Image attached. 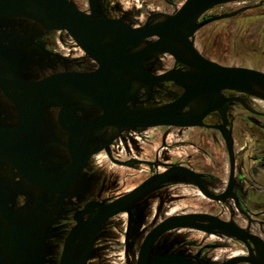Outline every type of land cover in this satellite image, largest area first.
<instances>
[{"label": "rangeland", "instance_id": "374dc122", "mask_svg": "<svg viewBox=\"0 0 264 264\" xmlns=\"http://www.w3.org/2000/svg\"><path fill=\"white\" fill-rule=\"evenodd\" d=\"M71 1L85 12L90 10L88 0ZM184 1L98 0L97 9L101 17H115L139 25L144 23L147 17L157 13L158 15L173 13ZM215 15L219 16L217 20L203 26L196 34V44L199 49L225 64L264 70V0L223 2L207 11L203 17ZM0 41L20 51L22 59L16 63L18 74L31 79L45 77L56 70H84L96 66L93 58L80 47L68 31L48 29L39 22L27 18L15 16L1 18ZM4 57H7L6 54ZM148 64L157 71L165 70L173 64V57L160 53L153 56ZM161 91L159 102L179 93L172 83L163 85ZM252 96L253 99L250 100L253 108L264 110V99ZM243 105L238 103L233 109L236 114L234 116L237 117L232 127L236 139L237 185L240 188L244 184L245 190L264 193V162H262L264 161V115L252 113ZM50 107L44 111L33 132L24 140V146L29 148L33 167L48 177L50 174L57 175L63 172L72 162L64 134L59 127L55 128L56 126L51 123V121L56 123V116L54 112L48 111ZM17 123V106L0 88V127L12 129ZM147 130L150 134L163 138L161 144L157 145L158 150L154 152L155 154L141 149L139 155L141 158L154 159L156 155L158 164H152L155 161L142 159L136 161L132 158L133 162L136 161L135 164H130L132 166L126 168L113 163L107 156L103 158L105 153L99 155L90 162V166L82 175V178H85L84 184L79 181L64 202H54L50 211L46 212V221L41 220L39 224L31 225L34 233L30 234L25 226L14 225L17 234L11 240L13 235L11 231L5 232L0 228V264H62L68 236L73 233L69 242L68 257V264H72L81 253L87 235L86 230L80 229H87L96 220V210L93 208L81 215L84 202L91 198L107 200L116 197L143 178L155 174L156 170H162L170 162L178 161L196 168L212 190H220L225 185L229 174V156L225 140L219 131L198 127L189 129L159 127ZM177 133H179L178 147L175 146ZM167 137L170 144L166 146L170 149L163 147L162 144ZM117 149L118 147L115 146L116 151ZM257 155L262 158H257ZM117 156L124 159L122 155ZM103 159L106 160V167L102 165ZM181 180L162 186L142 197L145 198L142 203H147L142 228H134L136 230L132 229L129 234L126 230V213H118L106 223L101 232L103 235L93 247L89 264H136L143 233L154 222L168 215L169 208L158 209L161 207V201L165 205L166 202L174 200L172 209H203L207 199L198 193V189L188 178ZM0 182L4 195L12 193L19 197L22 212L25 208L29 209L34 205L39 197L46 199L49 197L46 191L34 187L1 156ZM55 198L56 195L51 193V201ZM184 198L187 199L184 201ZM142 203L137 204L136 210L139 212L142 211L140 208L143 206ZM109 227V232L104 231ZM192 232L182 229L166 233L153 246L151 257L158 255L162 250L170 253L177 250L179 238L187 237ZM194 233L196 242L205 238L202 232L196 230ZM219 239V236H211L212 242ZM231 241L226 238L224 243L230 247ZM200 248V244L197 243L195 252L197 253ZM230 253L229 250L218 249L212 253L210 259L213 264H219L223 256Z\"/></svg>", "mask_w": 264, "mask_h": 264}, {"label": "water", "instance_id": "95a60500", "mask_svg": "<svg viewBox=\"0 0 264 264\" xmlns=\"http://www.w3.org/2000/svg\"><path fill=\"white\" fill-rule=\"evenodd\" d=\"M25 1L0 0V19L7 16L24 17L35 20L48 29L66 30L85 52L99 63V68L91 72L66 70L54 72L39 79H31L18 74L16 63L22 59L20 51L0 41V88L13 100L18 110V123L15 127L12 129L0 127L6 130L0 132V156L8 160L29 183L40 189L66 193L71 188L91 155L100 150L96 148L89 153L85 151L86 146L82 144L84 143L83 135L93 129L106 125L197 124L200 122L196 121L210 111L224 107L226 99L221 92L226 88L264 98L263 71L248 67H229L212 61L203 56L194 43L195 32L219 16L199 22L197 19L211 7L232 0H186L174 14H165L161 21L155 23L148 21L141 26H133L119 19L99 17L94 0H91V13H86L71 0H34L48 11L56 22V24H48L38 14L29 11ZM110 35L115 37L114 40L104 44L103 41ZM152 35H158L159 38L148 42L142 50L131 56L125 55L129 47H138L144 38ZM155 50L173 54L177 61L188 65L190 70L184 73H175L174 70H170L155 78L151 76L154 78L153 81L175 80L185 87V93L169 104L131 109L126 106V103L131 100L129 98L131 88L125 83L117 82L116 79L117 77L123 79L125 68L142 63V57L150 55ZM78 95L97 102L104 112L97 117L81 121L77 108L73 105V100L78 99ZM189 104H193L194 108L190 112H184L183 108ZM55 105L61 107L58 122L69 131L67 147L72 158L67 176L61 180H52L39 173L30 160L29 148L24 146L25 137L33 132L44 111ZM227 139L232 163L228 189L230 191L234 182L235 153L230 135H227ZM171 171L172 169L164 172L152 183L139 186L110 202L108 211L91 227L81 253L72 264H88L101 226L122 209L126 201L165 182ZM195 178L202 191L209 194L199 177ZM187 217L211 219L214 222L216 220V217L207 214L179 215L165 219L146 235L139 250L137 264H174L181 258L182 256L175 254L162 253L150 260V251L155 240L163 233L190 223L185 220ZM192 225L206 229L204 223ZM216 225H222L230 233L244 239L251 237L246 230L236 225L222 221L216 222ZM72 236L73 233L68 236L62 264H68L69 242ZM248 259L253 264H264V257Z\"/></svg>", "mask_w": 264, "mask_h": 264}, {"label": "flooded vegetation", "instance_id": "af4514ba", "mask_svg": "<svg viewBox=\"0 0 264 264\" xmlns=\"http://www.w3.org/2000/svg\"><path fill=\"white\" fill-rule=\"evenodd\" d=\"M97 1L98 0H94V4L96 8H97ZM88 2H89L90 10L86 12L91 13L92 11L91 10V0H88ZM220 4H217V5H220ZM217 5L211 7L207 11L211 10ZM176 11L170 14H174ZM207 11H205L197 19L198 22L202 21L203 19L216 17V15L203 17V15ZM164 17H165V14L158 15L157 13V15L147 17L146 21H144V23L142 24H139V25H133L131 23L130 24L133 26H141L147 23L148 21L151 23L161 21ZM18 18H21V17H18ZM111 18L119 19L115 17H111ZM119 20L126 21L124 19H119ZM215 20H217V18L208 22L207 24ZM198 30L195 32L194 43L197 49L199 50V52L206 58L212 61H216L222 65L229 66V67H248V68L257 69V70L264 72V70L254 68V67L225 64V63H222L208 56L206 53L201 51L196 44V34ZM158 38H159L158 35H152L150 37L144 38L138 47H129L126 50L125 55L131 56L133 53L142 50L147 45L148 42L156 41ZM160 53L171 55L173 57V64L165 70L157 71L151 66H149L148 62L153 58V56L160 54ZM93 60L96 62V66L94 68L84 69V70L75 69L74 71H81V72L95 71L96 69L99 68V63L94 58ZM66 70H73V69L56 70L55 72L66 71ZM170 70H174L175 73H184L190 70V67L180 61H177V58L169 52L155 50L151 52L150 55L142 57V63L135 64L133 67L125 68V71L123 73L124 80L121 77H117L116 80L117 82L121 84L125 83L126 85H129L131 88V91H130L131 94L129 95V98L131 100H129L126 103V106L131 109H135V108L140 109V108L154 107L157 105L169 104L177 100L182 94L185 93V90H186L182 84L176 82L175 80H170V79H158L157 81H153L155 77L161 76ZM151 76L154 78H151ZM168 83H172L175 89L179 90V93L177 96H174L170 99L159 102V98H160L159 96L162 92L161 90L163 88V85L168 84ZM176 85H178L180 89ZM132 90L135 94L132 93ZM77 92L80 93L81 91L80 92L77 91ZM221 93L226 99L224 107L222 109H216V110L210 111L209 113L204 115L201 119L196 121V122H200L197 124H191V125L158 124V125H150V126L106 125V126H103L97 129H93L91 132L83 135L84 143L82 144L86 146V149H85L86 152L90 153L94 151L96 148H100V150L91 155V157L89 158L87 162V165L83 168V170L79 174L76 182L71 186V188L66 193H54L49 190H44L47 192V196L49 197L47 199L45 197H39L36 200V202H34V205H32L29 209L25 208L24 212L20 211L21 201L19 197L12 195V193H7L8 195H4L2 191V183L0 182V192H1L0 193V228L3 229V231L5 232H7V230L11 231V233L13 234L11 237V240L13 239L14 235L17 234V232L15 231V228H13V225H15L16 227L25 226L26 230H28V232L30 231L29 232L30 234L34 233V229H32L31 225L33 226V224L34 225L37 223L39 224L41 220L46 221L47 219L46 212L48 210L50 211V209L53 207L54 202L56 201H58L59 203L64 202V200H66L67 196L69 195L71 189L75 187V185L78 184L79 181H81L82 184H84L85 178L84 177L82 178V175L84 174L86 169L90 166V162L91 161L93 162L101 154L105 153L106 155H103V158H106L107 156V158L111 160L113 163L118 164L122 167H126V168H130L132 165L135 164L136 161H138V159L139 160L142 159L143 161H151V162L155 161L152 164H158V156L156 155H155L156 157L155 159L151 157L141 158L139 155V152L141 149L150 151V153L155 154L154 152L158 150L157 145L161 144L163 137L156 135V134L154 135L150 134L149 131L147 130L148 128L172 127V128H177V129H189V128L198 127V128L213 129V130L219 131L225 140V144H226V148H227L228 156H229V174H228V179L225 185L220 190H216V191L212 190L209 184L206 183L201 172L186 163L175 161V162H170L168 165H165V166L163 165L164 168L162 170L160 171L156 170L155 174H152V176H147L143 178L140 182L128 188L126 192L120 195H117L116 197H113L107 200H101L99 198H91L84 202V205L82 206L81 215L83 216L84 214L87 213L89 209L93 208L94 210H96L95 211V214H96L95 222H96L99 218H101L108 211L109 209L108 204L110 202L116 200L117 198L123 195L130 193L131 191H133L139 186L152 183L153 181L158 179L164 172L172 169V171L166 177L165 182H163L162 184L150 190L143 192L142 194L135 197L134 199L126 201L124 207L120 209L119 211H117L111 218H109L101 226V229L99 230L97 234L95 244L97 243L99 238L103 235L101 234V232L103 231L105 224L108 223L118 213H126L127 215L126 230L129 234L134 228L136 229L139 227L142 228L144 226L145 216H146V211H147V207H146L147 203L146 202L142 203L145 199V198L143 199L142 197L146 194L153 193L154 191H156L158 188H161L162 186L163 187L168 186L172 183L179 182L180 179H182L181 181H183L186 178H188L191 181V183H193V185L198 189V193L207 199V201L205 202V207L203 209H198V210L197 209L178 210L177 208H175L177 210L175 211V209H172V205L175 204L174 200H171L172 202H166L165 205L161 201L160 202L161 207H158V209L162 210L163 208H166V209L169 208L167 211L168 215L163 216L158 221L154 222V224L143 233L141 244L143 243L148 232L153 227H155L156 225H158L159 223L163 222L165 219L171 216H179V215L189 216L191 214H207V215L216 217L215 222L211 219H204V218L193 219L191 217H187L185 218V220L190 223L183 224L181 226L175 227L163 233L161 236H159L155 240L154 244L151 247V250L153 246L160 240V238H162L163 235H165L166 233L170 231H175V230L188 229L193 232L187 235V237L179 238V240L177 241V248H178L177 250L171 253L162 250L158 255L162 253H169V254H175L179 257L182 256L181 258L176 260L174 264H213V261L210 259V257L212 253L218 249L223 250V251L225 250L231 251L230 254L223 256V258L219 261V264H253L252 262H250V259L248 258H253V259L263 258L264 257V193L245 190L244 184L243 186L241 185L240 188H239V185H237L238 166H237V157H236V149H235L236 139H235L232 127H234L233 125H234L235 119L237 118L236 116H234L236 114H234L233 109L238 106V103L242 105L244 104L243 106L246 110L252 113H255V114L264 115V110H257L253 108V106L251 105L252 101L250 99H253L252 95L254 94L240 91L237 89H230V88L223 89ZM249 95L252 98H250ZM78 97H79L78 99L73 100V105L77 108V114L80 116L81 121H85L87 119L97 117L104 112V109H102L101 105L98 104L97 102L92 101L84 96L82 97L81 95H78ZM255 97L264 99L257 95H255ZM60 108H61L60 106L55 105V106H51L50 109H48V111L55 113L56 123L54 122L55 125L53 121H51V123L53 126H56L55 128L59 127L61 129L62 133L65 136L66 142H67L69 131L63 128L58 122V114H59ZM193 108H194L193 104H189L183 108V111L190 112ZM133 133H139V134L137 136H133L132 135ZM140 133H142L143 135ZM176 135H177V138L175 140V143L177 144H175V146L178 147L179 133H177ZM227 135H230V137L232 138L233 149L235 153L234 182H233V186L230 191L228 189H229V184H230L231 175H232V163H231V158H230V151H229V146H228ZM168 139L169 137H167L166 141L162 142V144H163V147L165 146V148L170 149L169 146H166L170 144L168 142ZM115 146L118 147L117 151L115 150ZM137 147L139 149H137ZM117 155H122L124 159H120ZM132 158H135L136 161L133 162V160H131ZM257 158L261 159L262 156L257 155ZM262 162L264 161L262 160ZM106 164H107L106 160L103 159L102 165L106 167ZM159 167H161V165ZM69 169L70 167H66L63 172H60L57 175L50 174L49 177L46 176V174H44L43 172L39 170L37 171L45 175L46 177L51 178L52 180H61L67 176ZM196 176L199 177L200 182L209 191V194H206L202 191L201 187L199 186L195 178ZM51 193L56 195V198L54 201H51L50 199ZM217 196H221V197H217ZM186 199L184 198V201ZM92 201H94L95 203H93ZM138 203H142L143 205L140 207L142 210L140 212L136 210ZM218 221H222L227 224L230 223L232 225H236L240 227L241 229L246 230L247 233L251 235V237H247L244 239L241 236L234 235L230 233L226 227H222V225L217 226L216 222ZM9 223H10V226H9ZM195 223H200V224L204 223L206 226L205 227L206 229H202L195 225H192ZM93 225H91L87 229L82 228L81 231H85V230L87 231V235H86L84 243L86 242L88 235L90 233L91 227ZM109 229L110 227L104 231L109 232ZM196 230L205 234V238L202 241L196 242L195 233H194ZM5 235L7 236V233ZM48 235L50 236V234ZM213 235L219 236L220 239L216 240L215 242H212L211 236ZM226 238H229L232 240L231 241L232 246L228 247L224 243V240ZM197 243L200 244L201 248L196 253L195 247ZM141 244H140V247H141ZM154 257H151V253H150V260H152ZM137 259H138V256H137ZM88 264H89V260H88Z\"/></svg>", "mask_w": 264, "mask_h": 264}, {"label": "bare ground", "instance_id": "6f19581e", "mask_svg": "<svg viewBox=\"0 0 264 264\" xmlns=\"http://www.w3.org/2000/svg\"><path fill=\"white\" fill-rule=\"evenodd\" d=\"M26 6L29 11H32L36 14H38L40 17H42L48 24H56L55 20L53 19L52 15L44 8H42L40 5H38L34 0H26L25 1ZM114 36L110 35L106 38L104 44H108L110 41L114 40ZM179 89L180 87L176 85ZM70 91V90H69ZM132 93L135 94L132 90ZM6 130L0 129V132H5Z\"/></svg>", "mask_w": 264, "mask_h": 264}]
</instances>
